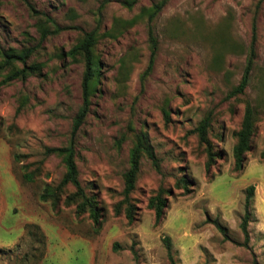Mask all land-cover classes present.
Returning <instances> with one entry per match:
<instances>
[{"label":"rangeland","instance_id":"374dc122","mask_svg":"<svg viewBox=\"0 0 264 264\" xmlns=\"http://www.w3.org/2000/svg\"><path fill=\"white\" fill-rule=\"evenodd\" d=\"M124 1L0 0V52L35 47L28 64L38 66L0 87V264H264V1L166 0L151 22L146 10L162 0ZM254 21L256 64L244 92L232 93ZM150 25L158 49L148 69ZM95 28L101 77L74 149L98 223L62 184L66 165L50 151L69 145L83 103L84 59L69 51ZM247 104L255 129L237 168ZM139 135L158 165L141 153L130 221L123 191ZM158 195L160 220L150 205Z\"/></svg>","mask_w":264,"mask_h":264},{"label":"trees","instance_id":"16d2710c","mask_svg":"<svg viewBox=\"0 0 264 264\" xmlns=\"http://www.w3.org/2000/svg\"><path fill=\"white\" fill-rule=\"evenodd\" d=\"M26 1V0H24ZM136 0H125L124 4L129 8L134 6ZM264 0H260L258 6ZM166 0H162L156 4L150 6L146 12L149 16V21L151 22L154 17L163 9ZM31 10L35 11L33 6L28 2ZM40 29L42 31L41 39H44L49 34V29L46 25H41ZM99 30L95 28L89 32L84 33V35L78 40V42L69 51L72 56H82L84 59V74H83V103L82 106L74 119V124L72 128V138L68 146L65 147H55L51 148L50 151L59 154L66 165V173L62 180V184L66 185L72 183L76 187V194L83 198V202L80 204L79 208L81 211H90L91 216L94 218L95 222L99 221V214L97 210V201L94 199H89L84 194L81 182L79 180L78 166L75 159V149H74V136L79 130L81 124L85 121V118L89 112L91 98L97 90L98 84L101 77L102 63L100 55L97 52L96 46L99 40ZM149 40L151 47V57L148 65V69H151L157 54L158 42L154 35V29L150 25L149 28ZM257 27L256 22H253L252 27V40L249 47V53L247 57V63L244 71V75L240 83L235 87L232 93H242L250 83L251 72L256 64L257 57ZM35 47H10L8 49L2 50L0 52V76L3 78L0 80V87L4 84H8L15 79L26 80L27 77L38 70V66L28 64L29 59L33 55ZM22 107V105H21ZM209 124V116L205 117L197 127V130L202 139L205 138L206 126ZM255 129V111L251 104H247L246 113L244 120L242 122V127L237 134L238 141L234 146V155L236 158V167L240 168L245 159L246 153L251 149V138ZM135 148L132 152L131 165L129 170L125 173V188H124V200L127 203L126 213L130 221L133 220L134 207L130 202V195L136 188V182L138 179L139 169H140V158L141 153L145 152L155 163L158 165L155 153L151 148V145L145 140V136L139 135L136 141ZM209 161L212 159V150H208ZM181 185L188 187L189 180L183 179ZM254 186L248 188V195L245 203V214L242 217L241 228L245 235V240H249V223L251 219L250 206L252 202V197L254 195ZM151 207L156 212L157 220H160L164 213V207L166 206V200L163 196H156L151 199ZM218 228L223 232L226 228L219 222H216ZM169 242V238L167 239Z\"/></svg>","mask_w":264,"mask_h":264}]
</instances>
